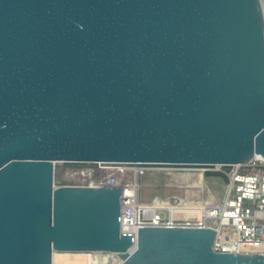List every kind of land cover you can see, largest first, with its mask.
Instances as JSON below:
<instances>
[{
    "label": "water",
    "instance_id": "water-1",
    "mask_svg": "<svg viewBox=\"0 0 264 264\" xmlns=\"http://www.w3.org/2000/svg\"><path fill=\"white\" fill-rule=\"evenodd\" d=\"M255 158L264 0H0V264H264L215 252L210 227L123 232L121 184L55 183L61 162Z\"/></svg>",
    "mask_w": 264,
    "mask_h": 264
},
{
    "label": "built area",
    "instance_id": "built-area-1",
    "mask_svg": "<svg viewBox=\"0 0 264 264\" xmlns=\"http://www.w3.org/2000/svg\"><path fill=\"white\" fill-rule=\"evenodd\" d=\"M67 176L73 186H123L121 227L123 232L135 234L144 226L210 227L217 236L213 250L219 253L264 254V159L255 158L246 166L224 165H151L112 163H57L55 173ZM180 175L184 191L200 196L206 189L205 177L214 174L225 178L227 191L221 205H209L201 199L197 206L179 202L174 205L173 195L168 203L155 199L153 204H141L139 178L148 173ZM77 253L57 256L67 258ZM86 264H121L113 253H86ZM53 264H58L54 261Z\"/></svg>",
    "mask_w": 264,
    "mask_h": 264
},
{
    "label": "rangeland",
    "instance_id": "rangeland-1",
    "mask_svg": "<svg viewBox=\"0 0 264 264\" xmlns=\"http://www.w3.org/2000/svg\"><path fill=\"white\" fill-rule=\"evenodd\" d=\"M157 173V172H156ZM148 172L139 178V200L141 204H153L155 199H161L165 204L168 203V196L173 195V204L179 205V202L187 201L190 197L191 191H184L177 188L183 185V180L180 178L166 177L165 174H156ZM67 176H64L60 171L55 174L56 185H64L70 183ZM225 178L210 174L205 177V184L207 185V201L217 202L222 201L225 194ZM225 183V185H224ZM58 264H63L61 261H57Z\"/></svg>",
    "mask_w": 264,
    "mask_h": 264
},
{
    "label": "crops",
    "instance_id": "crops-1",
    "mask_svg": "<svg viewBox=\"0 0 264 264\" xmlns=\"http://www.w3.org/2000/svg\"><path fill=\"white\" fill-rule=\"evenodd\" d=\"M170 177H171V179L173 178V177H176V178H180V180H183V182L185 183V178L184 177H182V176H180V175H169ZM225 181V180H224ZM183 183V184H184ZM226 183V182H225ZM225 183H224V185H225ZM177 188H180V187H177ZM226 191H227V186L225 185V194H224V198L222 199V201H217V202H210V201H207L206 199H207V196H206V192H207V185H206V189H205V191H204V194H203V196L201 195L200 196V194L198 195V194H196V192H194V193H190V197H188L187 198V201H184V204H187V205H192V206H197V205H199L200 204V201H201V199H203V200H206V202L209 204V205H212V206H218V205H221L222 203H223V201H224V199H225V197H226ZM170 196V195H169ZM160 199V198H159Z\"/></svg>",
    "mask_w": 264,
    "mask_h": 264
},
{
    "label": "bare ground",
    "instance_id": "bare-ground-1",
    "mask_svg": "<svg viewBox=\"0 0 264 264\" xmlns=\"http://www.w3.org/2000/svg\"><path fill=\"white\" fill-rule=\"evenodd\" d=\"M80 255H78V256H83V253H79ZM74 256H76V255H74ZM74 256H70L69 258H67V260H68V263L67 264H79V263H77V259H76V257H75V259H74ZM56 260V262L57 261H61L63 264L65 263V260H64V257H61V256H56V258H55Z\"/></svg>",
    "mask_w": 264,
    "mask_h": 264
},
{
    "label": "trees",
    "instance_id": "trees-1",
    "mask_svg": "<svg viewBox=\"0 0 264 264\" xmlns=\"http://www.w3.org/2000/svg\"><path fill=\"white\" fill-rule=\"evenodd\" d=\"M156 174H161V175H162V174H164V173H156ZM165 176H166V177H167V176L170 177L169 175H166V174H165Z\"/></svg>",
    "mask_w": 264,
    "mask_h": 264
}]
</instances>
